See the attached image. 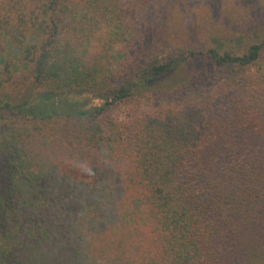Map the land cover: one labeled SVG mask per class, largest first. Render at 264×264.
<instances>
[{"label": "trees", "instance_id": "obj_1", "mask_svg": "<svg viewBox=\"0 0 264 264\" xmlns=\"http://www.w3.org/2000/svg\"><path fill=\"white\" fill-rule=\"evenodd\" d=\"M120 6L0 0L41 96L10 100L5 64L0 264H264V25L245 51L177 47L118 77ZM141 100L144 115L112 113Z\"/></svg>", "mask_w": 264, "mask_h": 264}, {"label": "rangeland", "instance_id": "obj_2", "mask_svg": "<svg viewBox=\"0 0 264 264\" xmlns=\"http://www.w3.org/2000/svg\"><path fill=\"white\" fill-rule=\"evenodd\" d=\"M119 3L124 9L123 27L127 40L113 50L117 54L115 67L118 77H124L128 69L137 70L145 59L154 55L163 57L177 47L192 44L214 47L222 44L245 51L256 37L255 32L262 27L260 25H264V0H119ZM30 41L37 40L33 38ZM0 42L3 45L0 74L4 72L6 63L12 71L11 80H8L10 73L3 76L10 100L14 103L27 99L40 101L41 96L34 88L32 78L28 77L30 72L21 69L19 47L1 34ZM204 70L205 67L182 69L168 78L163 88H172L186 79L195 81L205 73ZM76 99L82 101L78 105L80 108L100 103L91 95ZM141 101V105L117 104L112 113L118 119L144 115L152 109V103Z\"/></svg>", "mask_w": 264, "mask_h": 264}]
</instances>
